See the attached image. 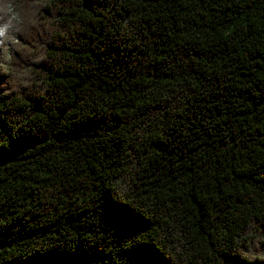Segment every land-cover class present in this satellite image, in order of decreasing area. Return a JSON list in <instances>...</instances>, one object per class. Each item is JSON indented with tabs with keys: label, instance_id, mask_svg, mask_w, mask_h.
I'll return each mask as SVG.
<instances>
[{
	"label": "trees",
	"instance_id": "16d2710c",
	"mask_svg": "<svg viewBox=\"0 0 264 264\" xmlns=\"http://www.w3.org/2000/svg\"><path fill=\"white\" fill-rule=\"evenodd\" d=\"M34 5L0 42V264H264V0Z\"/></svg>",
	"mask_w": 264,
	"mask_h": 264
},
{
	"label": "clouds",
	"instance_id": "9594fccd",
	"mask_svg": "<svg viewBox=\"0 0 264 264\" xmlns=\"http://www.w3.org/2000/svg\"><path fill=\"white\" fill-rule=\"evenodd\" d=\"M34 6V0H0V42L15 39L14 34L21 32V9L35 16Z\"/></svg>",
	"mask_w": 264,
	"mask_h": 264
},
{
	"label": "snow or ice",
	"instance_id": "6c2138e0",
	"mask_svg": "<svg viewBox=\"0 0 264 264\" xmlns=\"http://www.w3.org/2000/svg\"><path fill=\"white\" fill-rule=\"evenodd\" d=\"M137 220L134 215H129L125 222L121 225V231L124 233L125 238H131L136 234L139 229L137 228ZM140 252L141 258L133 261L132 264H164V262L159 258V254L152 249H142L138 250ZM56 264V262H52Z\"/></svg>",
	"mask_w": 264,
	"mask_h": 264
}]
</instances>
